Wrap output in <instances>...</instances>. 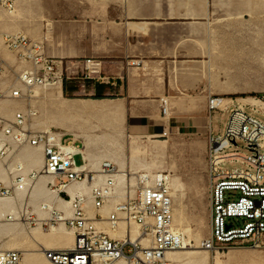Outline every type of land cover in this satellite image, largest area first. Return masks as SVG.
Wrapping results in <instances>:
<instances>
[{
  "label": "crops",
  "instance_id": "obj_1",
  "mask_svg": "<svg viewBox=\"0 0 264 264\" xmlns=\"http://www.w3.org/2000/svg\"><path fill=\"white\" fill-rule=\"evenodd\" d=\"M14 1L25 6L35 0ZM25 12L23 7L16 18L17 27L41 42L48 56L63 61L59 66L62 81L48 87L53 113L43 119L38 116L37 124L80 147L87 168L95 176L92 182H84L85 186L73 183L61 191L50 186L47 174H41L26 191L1 198L0 251L17 249L24 254L42 249L46 242H50L47 249L71 247L74 232L65 221L46 230L43 225L49 212L41 206L47 203L70 216L71 202L78 192L87 196L90 218L104 214L97 224L106 234L112 237L111 231L120 229L114 237L131 236V231L121 228L122 222L128 223L125 220L116 230L105 228L113 205L94 206L100 211L97 214L88 210L93 203V186L104 181L99 173L101 163L110 160L120 172L128 174V178L119 176L115 193L108 200L116 207L130 195L137 196L132 174L138 167L147 168L134 157V139L144 140L164 132V136L184 133L209 138L211 133L217 134L209 110L211 97L223 96L229 104H250L264 91V86L254 80V59L264 54V0H54L52 9L39 10L32 25ZM7 16L0 10V35L7 27L2 22L9 20ZM3 50L0 38V67L6 68L0 73V83L7 86L9 63L17 65L16 77L24 66L13 55L8 56L7 63ZM88 60L100 62L96 71ZM164 100L168 101L167 113L163 110ZM13 101L17 99L2 101L1 112L11 116L15 110L33 104L30 101L23 108L13 105ZM247 108L264 117V112ZM125 137L132 139L127 156ZM101 141L107 146L101 147ZM150 142L148 148L156 139ZM30 148L38 149L44 165L42 147L22 148L17 155L0 160L7 174L0 181L10 185L18 163L24 165L25 173L39 170L24 159ZM64 193L69 199L62 196ZM29 213L38 216L35 226L24 220ZM10 214H14L12 219L8 218Z\"/></svg>",
  "mask_w": 264,
  "mask_h": 264
},
{
  "label": "built area",
  "instance_id": "obj_2",
  "mask_svg": "<svg viewBox=\"0 0 264 264\" xmlns=\"http://www.w3.org/2000/svg\"><path fill=\"white\" fill-rule=\"evenodd\" d=\"M1 8L12 13L16 10L15 1L0 0ZM5 44L10 50H16L20 60L31 62L32 66L23 70L14 83L7 86L0 83V105L7 99L25 97L24 88L36 85L47 87L62 81L63 72L59 66L63 61L48 56L41 42L32 40L25 33L15 32L5 33ZM88 63L93 71L100 65L93 60H88ZM4 71L6 68L0 67V73ZM255 98L258 102L250 104L237 101L229 104L223 96H213L209 100L211 113L214 110L231 112L224 132L211 133L208 138V165L212 178L211 227L209 236L202 241V247L210 252L264 248V121L247 111L248 105L256 112H264V91ZM163 110L164 113L168 111L167 100H164ZM38 116V110L32 107L16 110L10 119L0 112V160L17 155L27 146H41L44 153L43 172L53 176L51 187L65 189L71 183L90 177L93 180L95 173L82 169L87 162L82 149L74 142L64 141L57 132L44 131L38 125H32L31 121ZM239 140L244 143L247 152L231 150L239 146ZM78 155L83 156V164H77ZM227 161L242 163L245 167L222 169L221 164ZM100 171L111 175L116 166L106 160L101 163ZM39 175L40 172L33 170L29 178L33 182ZM137 178V196L130 195L119 203L108 220L114 229L121 217L135 221L143 234L149 236V247H144L141 240L133 242L106 234L97 224L103 216L99 214L94 219L90 218L86 197L79 196L74 201L73 215L65 220L67 227L73 229L76 235L74 246L47 250L46 257L56 264H112L126 256L139 264H170L166 260V252L179 249L187 242L184 234L173 229L174 201L170 180L162 175ZM108 182L113 184L114 179L110 177ZM25 185L24 175L14 178V187L0 181V198L13 194L14 189H23ZM92 196L96 208H101L110 198L102 186L95 187ZM53 213L55 216L49 221L58 222L61 212ZM27 217L30 224L37 222L38 216L30 214ZM0 264H23L22 252L0 251Z\"/></svg>",
  "mask_w": 264,
  "mask_h": 264
},
{
  "label": "rangeland",
  "instance_id": "obj_3",
  "mask_svg": "<svg viewBox=\"0 0 264 264\" xmlns=\"http://www.w3.org/2000/svg\"><path fill=\"white\" fill-rule=\"evenodd\" d=\"M53 3L54 0H35L34 2L26 3L25 6H21V4L17 3V11L15 10L16 14L14 13L12 16H7L9 19L8 21L2 20V22L6 23L5 25L7 26L3 29V32H1L0 35L4 47V58L7 63H9L8 61L10 60L8 56L13 55L14 60H16L19 65L21 64L24 66L23 69L32 66L31 62L20 60L16 50H10L5 44V33H15L17 31H21V29L17 27L16 22V20H18L16 18L20 16L21 9L23 7L25 8V13L29 15V23L32 25L38 19L37 14L39 10L48 11L53 8ZM5 13L7 15H11L6 11ZM31 29H34V27L31 26ZM9 65V70L5 72V79L8 81V85L15 81V71L17 70L16 64L15 66H12L11 63H9ZM254 71V80L259 82L261 86H264V54L263 56L255 57ZM50 91L51 90L48 87L37 86L35 87V93L33 92L34 96L30 97L28 95L23 98H19L17 99L18 102L13 101V105H16L17 103L18 105H21L20 107L24 108L27 107L28 102L30 103V101H32L33 104L31 107L37 109L39 118L43 119L44 116L47 117L48 114L52 115L53 113ZM53 98H55L54 92ZM1 111L2 110H0V112ZM247 111L252 114L254 113V111L250 108H247ZM1 113L9 119L13 116L5 115L3 112ZM230 114V110L225 112L221 110H214L212 112L214 130L217 134L224 132ZM255 114L264 119L262 115L257 113ZM151 139H156V143H152L153 145L148 148L151 143ZM160 140L167 141L161 142ZM130 142H132L131 138L125 137V139H123L125 156L130 154L127 147ZM133 142L135 144L134 157L139 158L142 164L147 165V168L138 167L134 170L136 173H133L132 175L135 176L136 183L138 181L137 177L142 176L143 174H149L148 176L151 178H154L157 173H165L171 176L175 227L179 229L178 231L184 234L189 241H191V245L193 247H198L200 242L207 238L210 233L211 189L208 166V138L197 134L190 135L175 133L171 135L169 134V136H164L158 133L152 138H145L144 140L143 138H138L134 139ZM238 145V147L231 150L239 151L241 153L247 152L244 143L241 140L238 141ZM104 146H107L106 141ZM31 149L34 148H30L28 150ZM148 150H150V153ZM76 162L77 164L83 163L81 155L76 156ZM236 167H245V165L229 161L221 164L222 169H232ZM133 188L138 190V186H133ZM66 199H69V196H67ZM105 205H113L107 214L108 216L114 210L115 204H112V201H106ZM89 209L94 211L95 214L100 212L94 207L93 203L90 205V208L88 207V210ZM100 213L104 215L102 212ZM53 215L55 214L53 213ZM53 215H49V217L53 218ZM51 222L47 220V222L44 223L43 226L46 230H48L52 224L57 223L55 221ZM29 225L35 226L34 224ZM123 225L126 228L125 230L128 228L131 232L133 230L141 232L140 226L134 224L133 222H122L121 228ZM104 226L105 228L111 227L110 223L105 224ZM119 231L120 229L115 232L111 231L110 234L114 237L119 234ZM146 242L147 240L144 241V244H146ZM127 250L128 248H126V251ZM175 251H173L174 255L172 257L168 255V261L170 264H264V248L233 249L226 251L225 253L207 252L202 249H195V251H191L190 249H179ZM22 256L24 258L23 264H54L46 258L44 252L24 251V254L22 252ZM173 257H176V259ZM194 257L198 259L195 261L193 260ZM121 261L122 259L116 260L112 264H131L127 260H124V262Z\"/></svg>",
  "mask_w": 264,
  "mask_h": 264
},
{
  "label": "bare ground",
  "instance_id": "obj_4",
  "mask_svg": "<svg viewBox=\"0 0 264 264\" xmlns=\"http://www.w3.org/2000/svg\"><path fill=\"white\" fill-rule=\"evenodd\" d=\"M0 10H3L4 12L6 11V10H4V9H0ZM7 12V11H6ZM16 11H14V12H12V13H9V12H7L8 14H11L10 16H12V14H14ZM17 32H21V31H17ZM34 40V39H33ZM35 41H37V40H35ZM7 46V45H6ZM23 70H25V69H23ZM22 70V71H23ZM21 71V72H22ZM21 72L17 75V77H16V80L15 81H17V79L19 78V76H20V74H21ZM14 81V82H15ZM58 82H61V81H58ZM58 82H54V83H52L50 86H54L55 84H57ZM18 83V82H17ZM37 86H40V85H36V86H33V87H28V88H24V94L26 95V96H34V94H33V92H34V88L35 87H37ZM50 86H47V87H50ZM56 98V97H55ZM225 101V100H224ZM258 101H257V99L255 98V96H254V98L252 99V103H257ZM29 108H31V106H29V107H27L26 109H17V110H27V109H29ZM33 108V107H32ZM16 111V110H15ZM37 118H35V119H33L32 121H31V123H32V125H38L37 124ZM43 130V129H42ZM44 131H50V130H44ZM100 144H101V147H102V145L104 146L105 145V142L103 141H101L100 142ZM207 144H208V142H207ZM27 147H31V146H27ZM39 147H41V146H39ZM43 149V148H42ZM38 149L37 148H34V149H31V150H29V151H27V152H25V154H24V159L26 160V161H28L29 163L31 162V163H33V164H35L38 168H39V170H35V169H33V170H35L36 172H40V175L41 174H45L44 172H43V168H42V165H43V157H42V154L41 153H39L38 151H37ZM44 154V153H43ZM106 161V160H105ZM107 161H110V160H107ZM209 161V160H208ZM111 162V161H110ZM113 163V162H112ZM114 164V163H113ZM115 165V164H114ZM116 166V165H115ZM209 166V165H208ZM43 167H44V165H43ZM117 167V166H116ZM23 169H24V165L22 164V163H18L17 165H16V167H14L13 168V171H15L16 172V175H15V177L17 176V175H24V177H25V180H26V183H27V185H25L24 186V188L23 189H20V188H17V189H14L13 190V194H11V195H9V196H7V197H10V196H13L14 194H16L18 191H21V192H24V191H26L27 189H28V187H29V185L31 184V183H33V182H35V181H37V179L35 180V181H31V179L29 178L30 177V173L33 171V170H31L29 173H25L24 171H23ZM82 169L83 170H87L88 172H92L91 170H89L88 168H87V163L85 164V165H83L82 166ZM99 173L104 177V181L103 182H99V181H97V183H95V185L93 186V188H92V191L94 190V188L95 187H98V186H102V187H104L105 188V190H107L108 191V194H109V196H110V198L114 195V193H115V188H116V186H117V184H118V181H119V176H123L124 178H128V174H127V172H120L119 170H118V168H117V170L113 173V174H111V175H105V174H103V173H101V171H99ZM47 174V173H46ZM50 178H51V182L53 181V176L52 175H50V174H47ZM149 174H143L142 176H148ZM159 175H162V176H164V177H166L168 180H170V187H171V194H172V178H171V176L169 175V174H165V173H157L156 174V176H159ZM7 178V174H6V166L5 165H3V164H1L0 163V178ZM110 177H112L113 179H114V183L113 184H109V182H108V179L110 178ZM209 177H210V182L212 183V178H211V176H210V174H209ZM93 181L92 180V178L90 177L88 180H83V181H81V182H75V183H82L81 184V186H83L84 185V182H87V181ZM149 183L148 184H150L151 183V181L149 180L148 181ZM71 184H73V183H71ZM136 185L138 186V182L136 183ZM212 185V184H211ZM7 186H9V187H14V180H13V182L10 184V185H7ZM69 186V185H68ZM85 186V185H84ZM67 188V186L65 187V189ZM81 188H83V187H81ZM60 189H64V187H62V188H60ZM92 191H91V195H90V197H91V199H92V201H93V196H92ZM79 196H85V197H87L83 192H78V194H77V196L74 198V199H72V202H71V206H72V214L70 215V216H66V214L63 212V211H61V210H59V209H57V208H54V206H51V205H49V204H47V203H45V204H43L42 206H41V208L43 209V210H46V211H48L49 212V215H53V211H59V212H61V218H59L58 220V222H60V221H65V220H67L69 217H71L72 215H73V212H74V209H73V206H74V201H75V199L76 198H78ZM7 197H3V198H7ZM130 197V196H129ZM128 197V198H129ZM172 197H173V194H172ZM109 198V199H110ZM1 199V198H0ZM211 199V198H210ZM174 201V200H173ZM87 202V198H86V201H85V203ZM93 204H94V202H93ZM105 205V204H104ZM103 205V206H104ZM95 206V205H94ZM117 206H118V204L116 205V207H115V209L114 210H116L117 209ZM30 214H33V213H29V214H27V216L28 215H30ZM11 216H12V218H13V216H14V214H10ZM25 217L24 218V220H25V222H27V223H29L30 224V221H29V218L28 217ZM35 216V215H34ZM53 216H55V215H53ZM12 218H9V219H12ZM50 219H52L51 217H48V220H50ZM174 219H175V213H174ZM121 220H125V221H127L128 223H134V224H136V225H138V226H140L138 223H136L135 221H132V220H129V219H125L124 217H121L119 220H118V225L116 226V228L114 229V228H112L111 227V229H113V230H116L117 228H118V226H119V222L121 221ZM38 221V220H37ZM52 223V222H51ZM52 225H54V224H52ZM173 225H174V227H173V229L175 230V231H178L179 229H177L176 227H175V224H174V222H173ZM111 226V225H110ZM210 227H211V219H210ZM122 228H123V231H126L125 229V226L123 225L122 226ZM71 229V228H70ZM73 232H74V230L73 229H71ZM127 231L129 232L130 230L127 228ZM179 232V231H178ZM70 233H72V232H70ZM75 234V233H74ZM124 238H127L128 239V241H133V242H136V241H139V240H141L142 241V243H143V245H144V247H149L150 246V238H148V236H145L144 234H143V232L141 231H137V230H133L132 232H131V236H128V234H127V236L126 237H124ZM124 238H120V239H124ZM185 238H186V236H185ZM75 240H76V235H75ZM145 240H147V242H146V244H144V241ZM204 240V239H203ZM202 240V241H203ZM186 245H184V246H182L181 248H179V249H190L191 251H195V249H202V250H204V251H207V252H210V251H208V250H206V249H204L203 247H202V241L200 242V244H199V246L198 247H193L191 244H190V242L191 241H189L187 238H186ZM49 243L50 242H46L44 245V247L41 249V248H38V249H36V250H34V251H32V252H44V254H45V252L47 251V250H57V249H47L48 248V246H50L49 245ZM75 243V242H74ZM68 246H70V245H68ZM74 246V244L71 246V247H69V248H72ZM61 249H67V248H61ZM179 249H174V250H169L168 252H166V260L168 261V255H170L171 257L174 255V253H173V251H175V250H179ZM8 250H17V249H8ZM1 251H3V250H1ZM176 252V251H175ZM45 256H46V254H45ZM47 258V257H46ZM173 258H175L176 259V257H173ZM49 261H51L49 258H47ZM120 259H122V261L121 262H124V260H127L129 263H131V264H139V263H136V262H134V260H132V258H130L129 256H126V257H122V258H118V259H116V260H120ZM198 258H196V257H194L193 258V260H197ZM23 260H24V258H23ZM115 260V261H116ZM126 261V262H127ZM52 262V261H51ZM114 262V261H113ZM112 262V263H113ZM169 262V261H168ZM52 263H54V262H52ZM170 263V262H169ZM54 264H56V263H54ZM118 264H123V263H118Z\"/></svg>",
  "mask_w": 264,
  "mask_h": 264
},
{
  "label": "trees",
  "instance_id": "obj_5",
  "mask_svg": "<svg viewBox=\"0 0 264 264\" xmlns=\"http://www.w3.org/2000/svg\"><path fill=\"white\" fill-rule=\"evenodd\" d=\"M63 197H65V198H66V197H67V195L64 193V194H63Z\"/></svg>",
  "mask_w": 264,
  "mask_h": 264
}]
</instances>
